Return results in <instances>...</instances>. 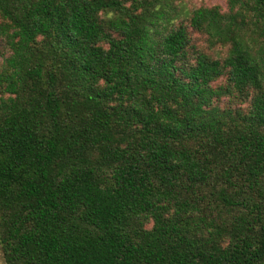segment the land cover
<instances>
[{"label":"trees","instance_id":"trees-1","mask_svg":"<svg viewBox=\"0 0 264 264\" xmlns=\"http://www.w3.org/2000/svg\"><path fill=\"white\" fill-rule=\"evenodd\" d=\"M177 1L0 0L5 264H264V0Z\"/></svg>","mask_w":264,"mask_h":264},{"label":"rangeland","instance_id":"rangeland-1","mask_svg":"<svg viewBox=\"0 0 264 264\" xmlns=\"http://www.w3.org/2000/svg\"><path fill=\"white\" fill-rule=\"evenodd\" d=\"M176 7L178 9L179 16L174 20V25H178L180 23H184L187 25L188 14L193 10L198 8H210V7H218L222 12L227 10V1L226 0H178L176 3ZM193 43L201 49L203 52L212 55L214 57H222L225 53V50H211L208 48L205 38L191 30H189ZM0 49L2 50V46L0 45ZM0 50V51H1ZM225 101H223V104ZM222 104V105H223ZM150 227V226H148ZM0 264H5L3 254L0 246Z\"/></svg>","mask_w":264,"mask_h":264}]
</instances>
